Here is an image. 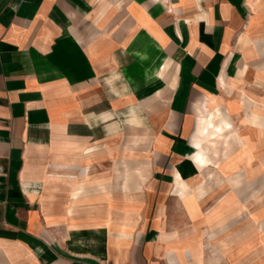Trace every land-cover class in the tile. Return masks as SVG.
Instances as JSON below:
<instances>
[{
	"label": "crops",
	"instance_id": "crops-1",
	"mask_svg": "<svg viewBox=\"0 0 264 264\" xmlns=\"http://www.w3.org/2000/svg\"><path fill=\"white\" fill-rule=\"evenodd\" d=\"M263 151L264 0H0V264H190Z\"/></svg>",
	"mask_w": 264,
	"mask_h": 264
},
{
	"label": "rangeland",
	"instance_id": "rangeland-1",
	"mask_svg": "<svg viewBox=\"0 0 264 264\" xmlns=\"http://www.w3.org/2000/svg\"><path fill=\"white\" fill-rule=\"evenodd\" d=\"M248 97L249 96H247V98ZM258 106L259 105L257 104V107ZM252 113L253 112L251 111L248 114H243L242 118H245ZM243 138L245 140L246 146H244L239 152L231 154L234 158L239 159V157L243 155L242 152L244 150H246L249 154L250 142L248 141L246 135H243ZM251 154L253 155L254 151H252ZM231 155L226 154L224 156L229 158L231 157ZM204 157L207 156L204 155ZM254 160L255 158H253L252 156L253 164ZM206 164V161L201 163L203 167ZM235 165L231 164L232 167H234ZM221 167V174L226 175L223 173V164L221 165ZM239 169L240 168L232 170L230 174L226 176H231L233 172H237ZM261 172H264V168L261 169ZM209 179L211 181L210 183L207 184L205 182H201V184L195 188L196 194L198 196H203V194L207 193L208 191H210V189L213 188L211 177ZM261 181L262 178H259L252 185V187H250L248 193L260 189L262 184L264 183ZM198 187L201 188V191ZM224 189L230 190L229 186H225ZM186 192L187 190L185 188V184L182 182L180 194L184 197ZM232 198L233 195L227 194L226 197H221L217 203H224V201L230 200ZM240 202L241 200H238L236 204H239ZM263 203L264 192L261 197H258L256 199L254 198V196H249L245 201V204H247L249 209L238 212L235 216H233V218H220L219 221L217 220L219 223H215V227L211 228V230L210 226H204L203 230H205V232L209 230L204 235L207 238L204 237L203 248L198 254L197 258L195 259L192 256L190 257V264H264V206L263 208H259ZM190 204H192V202H190ZM227 213H229V208L227 210ZM226 219L228 220V222H225L227 221ZM237 233L238 236L235 237L234 234Z\"/></svg>",
	"mask_w": 264,
	"mask_h": 264
},
{
	"label": "bare ground",
	"instance_id": "bare-ground-1",
	"mask_svg": "<svg viewBox=\"0 0 264 264\" xmlns=\"http://www.w3.org/2000/svg\"><path fill=\"white\" fill-rule=\"evenodd\" d=\"M242 154L243 155H245V158H246V160L248 159V156H249V154L247 153V151L246 150H244L243 152H242ZM226 158V157H225ZM240 158V157H239ZM227 159H228V157H227ZM229 160H230V164H232V165H235L236 164V160H237V158H234L232 155H231V157H229ZM246 164H247V162L245 163V166H246ZM222 168V167H221ZM264 206V205H263ZM257 211H258V209H257ZM215 233V232H214ZM235 235V237L236 236H238V233L237 234H234ZM207 238V237H206ZM219 244H221V243H219ZM222 248V247H221Z\"/></svg>",
	"mask_w": 264,
	"mask_h": 264
}]
</instances>
